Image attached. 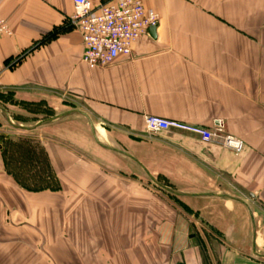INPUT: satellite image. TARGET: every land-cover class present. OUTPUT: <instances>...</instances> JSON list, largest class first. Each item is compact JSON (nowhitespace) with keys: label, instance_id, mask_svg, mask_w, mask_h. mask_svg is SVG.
I'll return each instance as SVG.
<instances>
[{"label":"crops","instance_id":"crops-1","mask_svg":"<svg viewBox=\"0 0 264 264\" xmlns=\"http://www.w3.org/2000/svg\"><path fill=\"white\" fill-rule=\"evenodd\" d=\"M143 1L159 14L155 37L90 66L72 0H0L11 30L0 35V94L64 114L40 125H81L88 136L93 125L106 152L182 200L105 163L116 208L132 211L124 225L145 229L102 264H264V0ZM143 115L182 127L147 134ZM215 119L243 141L240 152L195 131Z\"/></svg>","mask_w":264,"mask_h":264},{"label":"rangeland","instance_id":"rangeland-1","mask_svg":"<svg viewBox=\"0 0 264 264\" xmlns=\"http://www.w3.org/2000/svg\"><path fill=\"white\" fill-rule=\"evenodd\" d=\"M22 102L0 94V104L14 116L11 124L0 111V264H102V255L124 249L135 230L144 232V226L124 225L132 211L116 208L105 163L122 171L129 184L134 180L162 199L182 201L106 152L92 125L90 136L81 125L36 126L52 118L53 109ZM77 121L79 116L63 123ZM147 212L140 210L141 216Z\"/></svg>","mask_w":264,"mask_h":264},{"label":"built area","instance_id":"built-area-1","mask_svg":"<svg viewBox=\"0 0 264 264\" xmlns=\"http://www.w3.org/2000/svg\"><path fill=\"white\" fill-rule=\"evenodd\" d=\"M72 4L70 22L80 31L81 59L90 66H105L119 55H130L134 44L159 21V14L146 8L143 0H107L97 6L89 0H72ZM0 35H11L3 18H0ZM143 124L147 134L182 127L180 123L152 115H143ZM195 131L204 141L216 140L235 153L243 148V141L227 132L221 119H215L210 128Z\"/></svg>","mask_w":264,"mask_h":264},{"label":"water","instance_id":"water-1","mask_svg":"<svg viewBox=\"0 0 264 264\" xmlns=\"http://www.w3.org/2000/svg\"><path fill=\"white\" fill-rule=\"evenodd\" d=\"M155 31H156V26H155V25L150 26L149 29H148V32H149V34H150L152 37H155V34H156ZM63 115H64V114L56 115V116L50 118L49 120H47L46 122H48V121H52V120L57 119V118H60V117H62ZM7 119L9 120V122H10L11 124H13V122L9 119V117H7ZM42 123H43V122H39L36 126H39V125L42 124ZM92 126H93V125H92ZM17 127H21V128H23V129H29V127H24V126H17ZM93 127H94V126H93ZM94 135H95V139L97 140V142H99L98 138L96 137V133H95V132H94ZM99 144L102 145V146H105V145H103V144L100 143V142H99ZM157 184H158V183H157ZM158 185H159L160 187H162V188L168 190V191L173 192L172 190H170L169 188H167V187L164 186V185H161V184H158Z\"/></svg>","mask_w":264,"mask_h":264}]
</instances>
